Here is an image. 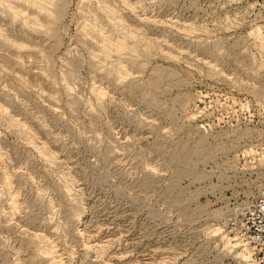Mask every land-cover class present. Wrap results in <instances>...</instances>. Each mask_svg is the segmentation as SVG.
<instances>
[{
	"label": "rangeland",
	"instance_id": "rangeland-1",
	"mask_svg": "<svg viewBox=\"0 0 264 264\" xmlns=\"http://www.w3.org/2000/svg\"><path fill=\"white\" fill-rule=\"evenodd\" d=\"M264 13L240 0H0V264H249Z\"/></svg>",
	"mask_w": 264,
	"mask_h": 264
},
{
	"label": "built area",
	"instance_id": "built-area-1",
	"mask_svg": "<svg viewBox=\"0 0 264 264\" xmlns=\"http://www.w3.org/2000/svg\"><path fill=\"white\" fill-rule=\"evenodd\" d=\"M253 12L264 13V0H240ZM264 180V167L259 171ZM228 247L250 262L264 264V184L251 202L231 212L224 227Z\"/></svg>",
	"mask_w": 264,
	"mask_h": 264
}]
</instances>
